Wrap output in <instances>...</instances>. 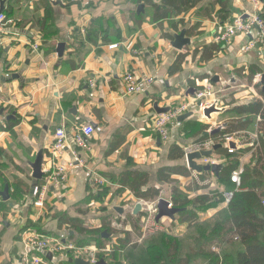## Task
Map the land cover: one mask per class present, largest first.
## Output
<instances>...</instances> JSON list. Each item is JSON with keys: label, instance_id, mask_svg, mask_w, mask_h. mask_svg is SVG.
Here are the masks:
<instances>
[{"label": "crops", "instance_id": "1", "mask_svg": "<svg viewBox=\"0 0 264 264\" xmlns=\"http://www.w3.org/2000/svg\"><path fill=\"white\" fill-rule=\"evenodd\" d=\"M259 1L263 14L264 0ZM140 4L143 7L138 11ZM252 8L251 0H201L174 18L178 27L174 31L167 21L154 23L152 7L134 0H0V12L12 20L0 33V191L8 184L10 196L6 201L0 196V264H25L33 254L30 234L35 232L53 239L55 248L52 259H47L49 264L76 258L69 251L68 241L78 245L77 239L82 236L65 225L58 228V217L80 218L87 227L111 222L112 210L120 214L119 210L137 203L133 193L116 182L126 171L148 172L147 185L160 188L162 195L172 184L188 188L189 197L212 196L208 190L213 182L219 183L212 173L189 169L187 176L172 175L173 182L165 183L158 180L157 171L186 166L184 157L168 158L170 146L177 144L184 151L198 140H217L216 135L228 122L245 116L228 108L260 98L261 79L255 83L257 73L250 79L248 69L256 66L261 71L258 73H264V44L246 48L256 31L216 40L221 21ZM197 23L199 27L192 28ZM182 30L190 44L176 49L172 41ZM164 32L172 39L165 38ZM60 43H64L61 56L56 52ZM113 44L116 47H110ZM210 44L217 45L215 53L207 61H200L201 52L194 53L195 48ZM180 54L184 56L180 69L169 73ZM128 71L151 78V84L139 93L127 94L122 77ZM208 84L216 92L211 99L214 97L223 110L206 117L194 102V109L190 106L187 111L192 115L178 121L187 112L180 114L168 125V139L161 141L151 128L157 114L154 102L169 108L192 104L195 90ZM10 115L13 118H8ZM258 120L253 116L252 123L240 132L242 141L256 140ZM76 125L93 127V133L85 139L86 147L74 141ZM58 127L66 129V146L52 159L49 149ZM217 128L220 130L213 133ZM116 143L117 147L110 150ZM235 146L234 153L241 154V166L249 161L250 145L240 142ZM39 152L43 156V179L53 164H62L67 171L63 182L49 186L41 209L31 204V163ZM202 158L196 162L202 164ZM211 158L223 164L228 161L216 151ZM209 176L212 180L206 189L201 184H206ZM19 180L27 184V189L13 198V186ZM184 182L187 184L182 188ZM163 197L170 199L171 190ZM216 199V206L208 208V219L217 221L227 214V202L223 196ZM121 202L125 205L120 206ZM90 219L92 225L86 222ZM161 245H146L150 258L157 253L165 256ZM80 248L85 255L98 250L105 251V257L108 253V248L101 250L93 241ZM82 258L88 261V257ZM111 261L105 258V264Z\"/></svg>", "mask_w": 264, "mask_h": 264}, {"label": "trees", "instance_id": "2", "mask_svg": "<svg viewBox=\"0 0 264 264\" xmlns=\"http://www.w3.org/2000/svg\"><path fill=\"white\" fill-rule=\"evenodd\" d=\"M136 2H143L152 7L151 20L156 24H161L167 21L170 28L174 31L178 30L174 18L180 14L186 13L196 3L201 0H161L156 3L152 0H134ZM264 17V13H263ZM223 20V19H221ZM180 22L182 20H179ZM232 21V18L229 20ZM227 21V22H229ZM183 22V21H182ZM221 21V26L227 23ZM162 27V26H161ZM199 27L195 24L192 28ZM191 28V27H190ZM190 28L188 32H190ZM191 28V29H192ZM163 36L172 39V35L164 32ZM217 49L216 44L203 45L195 48L194 53L201 52L200 61H207L210 59ZM184 56L179 55L177 59L169 68V73L176 72L180 69V62ZM248 77L253 78L254 74L261 72L256 66H251L248 69ZM260 98L255 101H250L243 104H234L228 110L242 118L233 119L227 123L223 130L216 136L220 138L222 135L240 137V132L245 130L250 123L252 117L259 118L257 123V137L248 148L251 150V155L247 163L240 165V153L229 154L227 148L222 146L216 148L218 154H222L228 158V161L223 164L216 177L220 184L228 187L229 192L232 193L227 202V214L223 219L217 220L210 232L211 237L205 243V248L201 249V254L208 257L210 264H264V90L259 89ZM192 123L191 126H194ZM118 143L112 144L109 149L116 148ZM184 157V151L181 146L174 144L170 146L168 151V158L172 160H179ZM240 170L239 184L235 185L231 181V173L235 170ZM210 174V172H204ZM189 174V168L182 165L167 166L160 168L157 171V178L161 182L172 183V175ZM149 181V173L145 171H126L122 173L116 182L130 190L136 198L143 200H153L160 195L161 189L155 186H147ZM143 187H146L143 189ZM12 197L16 198L24 194L27 189V184L18 181L13 186ZM187 189H181L177 186H172L170 201L173 207L181 209L177 214L180 222H186L191 225L198 218V211L206 210L216 206L219 199H216L209 194H199L194 197H189ZM92 197H95L94 195ZM99 198V196H96ZM63 225L82 237L77 239L79 246L89 244V241H95L98 248H104V241L106 238H101V232L111 233L116 231L111 226V222H103L99 227L84 226L80 218L70 217L68 215H61L58 217L57 226L61 228ZM124 237H118L115 244L111 246L105 256L97 252L95 257H103L114 260L117 251L121 252L127 247L131 240L128 231H124ZM238 242L240 249L235 254L229 253L220 254L216 251L217 248L224 244H232ZM163 245L165 246V256L157 253L152 257L158 264H187L188 259L177 256L178 243L176 238L163 237ZM42 256V254L37 253ZM113 261L108 264H113ZM52 264V263H50ZM57 264H74L67 260H61Z\"/></svg>", "mask_w": 264, "mask_h": 264}, {"label": "built area", "instance_id": "3", "mask_svg": "<svg viewBox=\"0 0 264 264\" xmlns=\"http://www.w3.org/2000/svg\"><path fill=\"white\" fill-rule=\"evenodd\" d=\"M253 8L249 11H246L244 13L236 15L232 21H229L222 25L217 33H216V40L218 41H226L230 37H232L235 34L240 33H249L251 31H256L255 38H253L247 45L246 48H252L258 44H264V17L263 14L260 11V1L259 0H251ZM12 20L8 19L7 16L0 12V33L4 31V27L6 24L11 23ZM110 47H116V44L110 45ZM262 74L257 73L255 75V83H258L261 79ZM123 85L125 88V92L127 94H135L143 91L146 86L150 85L152 82L151 78L146 77H140L137 76L133 71L126 72L122 77ZM214 86L212 84L205 85L201 88H198L195 90V97L193 99L192 104H182L179 106L170 107L167 112L164 113H157L154 115L151 121V128L158 136V138L161 141H166L169 137L168 133V125L182 113L187 112L189 107L191 106V109H194L195 106L194 102H198L199 109L203 112V109L205 107H208L212 105L213 103L218 104V101L213 97L211 99L212 95H215ZM74 141L75 143L80 147H86L85 139L90 137L93 133V127L91 125H81V126H74ZM66 129L65 127H58L55 130L53 141L51 144V147L49 149V153L51 154V158H56L64 149L66 146ZM257 135L255 136V138ZM218 141H222V144L225 145V147L228 150V153H234L235 152V144L237 143H245L247 145H252L251 143L242 141L241 137L236 136H229V135H222ZM234 143V147H229V143ZM217 144L216 141L212 138H206L198 140L194 143H191L187 145L184 148V159L186 162V155L190 152L194 151H202V150H209L212 149L213 146ZM76 156V153H74ZM202 164H217L219 163L217 159H212L211 156L209 157H203L202 158ZM54 167L44 176V179L42 178L40 182H37V184L32 188V200L31 204L36 208H43L44 202L46 198V194L48 191V188L50 185H56L63 182L66 178L67 171L64 165L62 164H53ZM187 165V163H186ZM239 173L240 170H235L231 173V181L235 185L239 184ZM97 181V179H96ZM232 193H225L226 201L228 202ZM158 201V200H157ZM157 201L150 202L148 205L149 210L154 213L153 215H150L149 218L153 216V220L155 218V215L157 213ZM169 207H172V203L169 201L168 203ZM148 218V219H149ZM147 219V220H148ZM153 225V224H152ZM30 234V233H29ZM30 246L32 250L35 251V255L28 257L27 260H25V264H41V258L38 257L39 254L37 253H46L49 251H54V242L51 236L43 234V233H32L30 234ZM68 248H72V246H68ZM84 249H78L77 254H74L75 257H88V261L91 264L96 263V259L94 257L93 253H88L87 255L84 254L82 251ZM40 256V255H39ZM42 257V256H41ZM83 259V258H82ZM41 261V262H40Z\"/></svg>", "mask_w": 264, "mask_h": 264}, {"label": "rangeland", "instance_id": "4", "mask_svg": "<svg viewBox=\"0 0 264 264\" xmlns=\"http://www.w3.org/2000/svg\"><path fill=\"white\" fill-rule=\"evenodd\" d=\"M218 139L215 140L216 143H218ZM224 144V143H223ZM224 158V156H223ZM219 159H217L218 161ZM228 160V159H227ZM223 164V163H222ZM186 165V164H185ZM187 166V165H186ZM211 177V178H210ZM210 178V179H209ZM212 180V176L207 177L206 184L202 183V187H207L208 189L209 183L208 181ZM185 183V182H184ZM182 183V188L186 186L187 183ZM178 185V184H177ZM147 186H153V185H147ZM167 191H163V194L160 192V195L153 199V200H143L136 198L137 203L141 204V209L134 213V208L136 203L134 204H129L130 208H127L126 210L122 209L121 211V216L115 211H111L112 214L110 215L113 220H111V226L116 229V231L111 232L110 235H108L111 239L104 241V248L101 250H106L107 251L111 248L113 244H115L116 239L118 237H124L126 234H124V231H128L129 233V238L131 240L130 244L125 247L121 252L117 251L115 253L116 257L114 261L112 262L113 264H155L151 260L152 257L150 258L147 250H146V245L149 244L150 242L155 243L156 245H161V237L162 235L166 237H173L176 238L177 243H178V248H177V256L188 259L187 264H210V261L207 256L201 254V249L205 248V243L208 241V238L212 236L210 230L213 226V224L216 222L215 218H210V215L208 216V209L207 210H201L198 211V218L197 220L192 223L190 226L187 225L186 222H180L178 215L176 214L173 218H167V217H161L160 219H156V215L154 220L153 214L150 210L148 205H150V202H155L159 198H164L168 202L170 201L169 197H163L166 194L169 195L170 190H171V185H168ZM176 186V185H174ZM156 187V186H155ZM212 187V185H211ZM146 188V187H145ZM207 191V190H206ZM211 194L212 197H224L225 198V192L229 193L228 187L224 184L216 183L213 182V187L208 190ZM220 192H223V195H219ZM197 193V192H195ZM195 193H191V195H194ZM105 194L101 195L100 197H103ZM135 197V196H134ZM224 200V201H225ZM158 202V201H157ZM171 202V201H170ZM227 202V201H226ZM148 203V204H147ZM125 205L124 202L120 203V206ZM223 205V202L222 204ZM220 206V204H219ZM216 209H218V207ZM157 207V205H156ZM169 207V206H168ZM173 207V205H172ZM150 215H153L151 218H149ZM119 217V220L117 219ZM149 218V219H148ZM219 218V217H217ZM148 219V220H147ZM95 220V219H93ZM92 219L86 221L89 224H93L91 222ZM110 221V220H109ZM100 223V222H99ZM153 224V225H152ZM161 231V232H160ZM105 232V231H103ZM163 234H160L162 233ZM102 234V232H101ZM152 234V235H151ZM144 237V238H143ZM101 238H105L102 236ZM143 238V239H142ZM114 240V241H113ZM113 241V242H112ZM94 244L95 241H93ZM68 244H71L72 248L69 250L73 254H77V250L80 249L79 245L73 244V242H69ZM108 246V247H106ZM238 244L237 243H232V244H224L221 247L217 248L216 251L219 252L220 254L223 253H229L231 255L235 254L237 249H238ZM165 250V246L163 248ZM50 253H53V251H47ZM46 252V253H47ZM101 254H105V251H97ZM96 252V253H97ZM46 253H40L42 254L38 257H40L42 260L41 264H49L46 258ZM94 253V257L95 254ZM35 251L33 250V255H35ZM155 257V256H153ZM28 258V257H27ZM26 258V260H27ZM46 258V259H45ZM79 258V257H76ZM97 261L100 259H103L105 261V258H99L95 257ZM96 261V262H97ZM157 262V261H156Z\"/></svg>", "mask_w": 264, "mask_h": 264}, {"label": "water", "instance_id": "5", "mask_svg": "<svg viewBox=\"0 0 264 264\" xmlns=\"http://www.w3.org/2000/svg\"><path fill=\"white\" fill-rule=\"evenodd\" d=\"M261 1H263V0H261ZM142 7H143V5L140 4L138 6V11H140L142 9ZM189 44H190V39L188 37H185L184 30H182L179 33L174 35V40L172 41V46L175 47L176 49H182L183 46H187ZM63 46H64V43H60L58 45L56 52L58 53L59 56L62 55ZM216 79H217V77H215V80ZM261 84H262V89L264 90V73L261 76ZM154 108H155L157 113H164V112H167L169 110V107H158L157 102H154ZM222 110L223 109L219 108L216 105V103H213L212 105L205 107L203 109V115H205L206 117H210L211 113L220 112ZM2 113H3V109L0 110V115H2ZM191 115H192V112H187L185 114H182L178 117V121H181V120H183V119H185ZM8 118H13V116L10 115ZM219 130H220V128H217L215 131H212V132L215 133V132H218ZM158 142H159V139H158ZM228 145L231 148L234 147V143H232V142L229 143ZM220 146H222V144L217 143L213 146L212 149L202 150V151H194V152L188 153L186 155L187 168H189L193 171H196L197 173L210 172L214 176L218 177L219 172L223 167L222 163L203 165V164L197 163L196 161L202 157L211 156L214 153L215 149L220 147ZM42 163H43L42 152H39L36 155L35 160L31 163L32 178H33V183L31 185V188H33L37 184L38 180H40L42 178V176L44 175V173L41 171ZM143 189H145V187H143ZM0 196L4 201L9 199L10 196H9L8 184H6L4 189L0 191ZM168 203L169 202L162 197L158 199L157 215H156L157 220L160 219L161 217L173 218L176 214H178L181 211V209L176 208V207H168ZM140 209H141V204L136 203L133 212L136 213ZM119 211H122V209ZM101 235L104 237L108 236V234L106 232H102ZM46 258L48 260H51L52 259V253L47 252ZM69 261L73 262L74 264H90L89 261H85L84 259H82L80 257L74 258V259L70 258ZM95 264H105V261L103 259H100Z\"/></svg>", "mask_w": 264, "mask_h": 264}]
</instances>
